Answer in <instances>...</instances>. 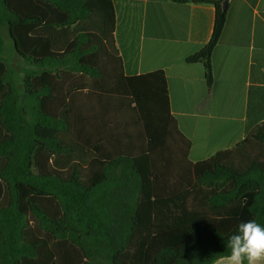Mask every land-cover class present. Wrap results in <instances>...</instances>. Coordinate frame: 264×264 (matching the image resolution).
Listing matches in <instances>:
<instances>
[{"label": "trees", "instance_id": "trees-1", "mask_svg": "<svg viewBox=\"0 0 264 264\" xmlns=\"http://www.w3.org/2000/svg\"><path fill=\"white\" fill-rule=\"evenodd\" d=\"M227 1H196L208 88ZM114 32L111 0H0V264H213L264 225V123L191 162L163 73L125 77Z\"/></svg>", "mask_w": 264, "mask_h": 264}, {"label": "crops", "instance_id": "crops-1", "mask_svg": "<svg viewBox=\"0 0 264 264\" xmlns=\"http://www.w3.org/2000/svg\"><path fill=\"white\" fill-rule=\"evenodd\" d=\"M196 1L111 0L123 75L163 73L167 114L191 162L231 149L264 123V0L226 2L209 88L202 66L185 62L214 25V7Z\"/></svg>", "mask_w": 264, "mask_h": 264}, {"label": "clouds", "instance_id": "clouds-1", "mask_svg": "<svg viewBox=\"0 0 264 264\" xmlns=\"http://www.w3.org/2000/svg\"><path fill=\"white\" fill-rule=\"evenodd\" d=\"M227 255L215 264H264V225L256 220L240 222L224 246Z\"/></svg>", "mask_w": 264, "mask_h": 264}, {"label": "water", "instance_id": "water-1", "mask_svg": "<svg viewBox=\"0 0 264 264\" xmlns=\"http://www.w3.org/2000/svg\"><path fill=\"white\" fill-rule=\"evenodd\" d=\"M226 6V2H224L222 4V7H225ZM11 41V45H12V48H13V51L16 53L17 52V48H16V45H15V42L13 40H10Z\"/></svg>", "mask_w": 264, "mask_h": 264}, {"label": "rangeland", "instance_id": "rangeland-1", "mask_svg": "<svg viewBox=\"0 0 264 264\" xmlns=\"http://www.w3.org/2000/svg\"><path fill=\"white\" fill-rule=\"evenodd\" d=\"M15 63L17 62V59L14 58Z\"/></svg>", "mask_w": 264, "mask_h": 264}]
</instances>
